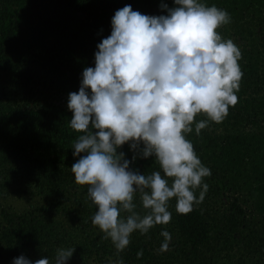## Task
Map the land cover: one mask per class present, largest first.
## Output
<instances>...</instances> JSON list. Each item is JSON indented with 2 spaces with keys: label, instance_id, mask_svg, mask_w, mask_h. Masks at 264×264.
Masks as SVG:
<instances>
[{
  "label": "trees",
  "instance_id": "obj_1",
  "mask_svg": "<svg viewBox=\"0 0 264 264\" xmlns=\"http://www.w3.org/2000/svg\"><path fill=\"white\" fill-rule=\"evenodd\" d=\"M162 3L174 6V0H0V264L20 255L47 256L54 264L59 247H75L68 264L121 258L124 264H264V0H206L231 14L218 31L239 45L244 75L228 116L199 135L193 124L186 134L212 172L202 203L180 214L173 199L170 223L134 232L117 254L92 224L88 186L74 180L79 133L69 124L68 95L94 66L116 10L130 4L142 14H167ZM201 119L207 117H195ZM118 151L133 155L128 144ZM131 166L146 174L159 169L153 158ZM10 198L24 206L14 209ZM161 229L173 237L163 253Z\"/></svg>",
  "mask_w": 264,
  "mask_h": 264
},
{
  "label": "clouds",
  "instance_id": "obj_2",
  "mask_svg": "<svg viewBox=\"0 0 264 264\" xmlns=\"http://www.w3.org/2000/svg\"><path fill=\"white\" fill-rule=\"evenodd\" d=\"M160 8L167 14H142L130 4L116 10L110 35L96 45L94 66L83 70L79 90L68 95L69 124L79 133L71 172L77 184L88 186L96 206L92 224L117 254L134 232L146 234L170 223L173 199L180 214L203 202L205 178L212 172L186 134L193 124L199 135L209 122L228 116L244 75L239 45L218 31L231 22L226 9L206 0H174L173 7ZM198 114L207 119L195 120ZM125 144L131 159L118 151ZM148 158L158 170L146 174L131 166ZM160 235L159 251L167 252L172 234L161 229ZM74 252L75 247L57 248L54 264H68ZM12 264L53 262L20 255Z\"/></svg>",
  "mask_w": 264,
  "mask_h": 264
},
{
  "label": "rangeland",
  "instance_id": "obj_3",
  "mask_svg": "<svg viewBox=\"0 0 264 264\" xmlns=\"http://www.w3.org/2000/svg\"><path fill=\"white\" fill-rule=\"evenodd\" d=\"M8 204H10L11 206H13L14 209H17V208H22L24 205L23 203L24 202H21V201H18V200H15L13 198H10L8 201H7Z\"/></svg>",
  "mask_w": 264,
  "mask_h": 264
}]
</instances>
